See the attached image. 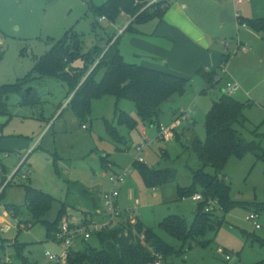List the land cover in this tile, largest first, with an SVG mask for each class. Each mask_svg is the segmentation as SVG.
<instances>
[{
    "label": "rangeland",
    "instance_id": "1",
    "mask_svg": "<svg viewBox=\"0 0 264 264\" xmlns=\"http://www.w3.org/2000/svg\"><path fill=\"white\" fill-rule=\"evenodd\" d=\"M167 1L170 3L168 16L177 15L176 3L182 0ZM206 1L202 5L198 4V0L195 2L206 44H193V52L202 49L199 62L204 65L193 63L186 67L180 60L166 59L164 63H159L162 66L171 63L169 68L173 72L191 79V86L185 94L163 106L159 117L164 126H169L174 119L173 110L185 115L186 120L178 130L184 133L179 139L146 145L139 154L136 147L147 144L148 139L154 141L157 130L156 126H149L138 119L130 101L121 100L117 108L137 122L134 129L119 126L115 117V99L109 96L92 101L88 115L80 122L69 107L65 108L70 96H67L66 85L57 79H44L29 85L36 88L40 96L35 108L21 107L16 95L8 97L9 116L0 115V192L7 183L0 197V257L11 254L12 264H21L14 256L15 252H19L28 264H50L45 253L60 252V246L48 240L44 224H23L27 220L24 185L30 184L55 199L45 221L52 223L61 207L62 220L71 218L72 225L79 224L84 220L82 212L89 209L90 195L100 199L101 186L108 188L103 174L108 175L104 169L111 164L117 173H125V182L119 191V208L133 209L132 216L138 217L141 223L152 228L163 242L174 249L175 254L165 264H256L264 260V245L260 246L258 242L264 241V213L257 221L260 229L245 221L250 212L257 210L256 203H264V164L250 153L241 159L230 158L222 172L230 186V198L238 204L226 215L216 213V217L224 218V221L217 231L209 232L201 239L205 245L193 242L183 245L160 227L163 220L172 215L180 216L187 224L193 221L196 202L191 199L180 201L177 188L188 187L191 171L201 167L191 149V142L193 139L204 141L205 117L212 103L220 97L221 89L232 91L228 92L229 95L245 104L243 116L246 123L235 126L240 137L245 142L254 141L264 147V32H256L249 25L242 28L239 21H220L223 10H227L231 17L238 15L245 21L264 18V0H242L243 4H233L230 0ZM105 2L0 0V50L3 54L0 86L14 84L30 73L36 59L50 49L51 39H61L70 29L79 36L84 53L96 46L104 49L119 37V50L125 62L148 64L144 57L146 53L130 44L132 34L127 31L120 33L133 19L122 14L112 23L93 15L91 9ZM186 4L190 12L193 0ZM163 5L164 0L152 2L148 13L155 15L153 9ZM218 6L223 9L219 11ZM204 19L206 22H203ZM159 23L154 17L132 27L147 36L143 40L160 41L157 36L152 37ZM173 41L181 44L180 38ZM238 45L247 52L239 51ZM223 56L227 57L225 64L221 62ZM83 65L82 60L74 63L75 67ZM94 65H90L86 74ZM200 67L217 72L221 78L206 94H201L206 88L196 76ZM110 127L117 131L116 140L109 134ZM104 157L109 163L103 164ZM139 157L150 169L174 170L175 180L156 189L146 188L133 165ZM25 159L20 172L13 178ZM205 172L214 174L210 167ZM11 207L18 208L17 221L9 214L13 209ZM18 221L22 222L20 228ZM100 249L96 236L87 242L79 240L75 247L76 251L86 255ZM226 256L230 259L226 260ZM157 263L163 264L160 261Z\"/></svg>",
    "mask_w": 264,
    "mask_h": 264
},
{
    "label": "trees",
    "instance_id": "2",
    "mask_svg": "<svg viewBox=\"0 0 264 264\" xmlns=\"http://www.w3.org/2000/svg\"><path fill=\"white\" fill-rule=\"evenodd\" d=\"M148 4L149 0H106L101 6L93 7L91 12L94 16L112 23L124 14L133 19L124 31H131L133 24H141L154 17L160 21L169 6L164 1L161 8L156 6L153 9L155 15H152L148 13L150 8ZM241 23H244L246 27L249 25L256 32H264V19L253 21L242 19ZM50 44V49L36 59L30 73L14 84L0 86V115L9 116L7 101L10 95L18 96L21 107L35 108L39 104L40 96L37 89L29 85L44 79H57L66 85L67 96H70L65 108L69 107L80 122L88 115L92 101L109 96L115 99V117L119 126L134 129L137 123L117 108L118 102L127 100L133 104L138 119L149 126H156L158 132L162 107L169 105L175 97L185 94L187 88L191 86V79L125 62L119 50V37H116L112 44L108 43L104 49L96 46L84 53L79 36L70 29L65 31L61 39L57 41L51 39ZM2 56L0 50V60ZM77 60H82L83 67L74 66ZM226 62L227 59L223 61V64ZM91 64L95 65L86 74ZM196 76L206 88L201 94H206L220 82V78L212 71L199 69ZM244 107L245 104L240 103L227 92H223L218 100L212 103L206 114L204 141L193 139L191 142V149L201 167L191 171V184L188 187L177 188V197L182 201L200 194L203 200L196 203L191 224H187L183 218L176 215L166 217L160 224L169 236L183 245L189 242L205 245L201 239L205 238L209 232L217 231L224 221V218L218 219L216 213L221 212L226 215L231 209L236 208L238 203L231 200L230 186L222 175L230 158L241 159L250 153L264 164V147L254 141L245 142L235 128L236 125L244 126L246 123L243 116ZM1 130L0 126V133ZM108 131L116 140L117 131L112 127ZM180 136L182 135L176 133L174 139H179ZM24 162L26 161H23L13 178L20 172ZM106 163L109 162L104 157L103 164ZM133 165L148 189L162 187L176 178L175 171L172 169H150L138 161H134ZM207 167L212 168L214 174L206 173ZM6 185L2 188L0 197ZM23 187L24 206L27 211V220L23 224H44L48 240L54 241L61 226L63 208H59L56 219L52 223L45 221V216L51 210L55 199L33 188L30 184ZM209 200L215 202V205H212L213 210L205 212ZM88 201L90 204L88 211L82 212L85 222L97 220L95 213L102 209L101 199L90 195ZM11 208L13 209L9 211V214L17 221L18 208ZM255 209L257 210L250 213L260 216L264 213V203H256ZM21 223L18 221V228ZM93 236L99 239L100 250H92L87 255L82 254L81 251L72 250L62 264H154L157 261L165 264V261L175 254L174 249L163 242L152 228L146 227L138 218L131 217L127 213L122 215L110 229ZM258 242L260 246L264 245V241ZM14 256L21 261V264H28L19 252H15ZM256 264H264V260Z\"/></svg>",
    "mask_w": 264,
    "mask_h": 264
},
{
    "label": "built area",
    "instance_id": "3",
    "mask_svg": "<svg viewBox=\"0 0 264 264\" xmlns=\"http://www.w3.org/2000/svg\"><path fill=\"white\" fill-rule=\"evenodd\" d=\"M156 1L157 0H150L148 6H150L152 2H156ZM230 1H232L233 4L242 2V0H230ZM234 19L235 21H239L241 27H246L244 23H241L242 19L240 18V16L235 15ZM124 30L123 31L120 30V33L122 34ZM238 50L242 52L247 51L241 45H238ZM232 90H234V88H232ZM226 91L227 93L232 92L225 90V92ZM184 120H186L185 115L182 112H179L177 114V117H175V119L171 122L169 126H164L163 124H160L159 130L157 132V137L154 139V141L148 139L147 140L148 143L147 144L142 143L138 145L136 147V151L139 154H142L146 145H154V143L158 141L167 142L173 140L175 138V134L178 133V130L180 129L182 122ZM82 128H84V126ZM137 161L139 163L145 164L143 159L140 157L137 159ZM104 170L105 173H108V175L103 174V178L107 179L109 189L102 194V199H101L102 209L97 210L95 213L96 217H101V221L91 220L89 222H85V220H81V223L79 224L76 223L72 225L71 218L63 219L61 221V226L59 228L58 233H56L54 240L56 244L60 246V252L58 254H51L49 252L45 253V257L50 264L64 263L67 260L69 253L72 250H75L76 243L79 240L82 242H86L93 235L103 230L110 229L112 226H114L117 223L119 218L125 213H127L131 217H134L132 216L133 209L121 210L118 206V199L120 195L119 187L123 185L125 182V173L122 172L117 173L116 170L113 169L111 164L105 166ZM6 184H4L3 187ZM190 199L196 203H200L203 200L202 195L200 194H195ZM212 205L214 206L215 202L209 200L205 208V212H209L213 210ZM258 219H259V215L256 213H249L245 217V221L251 223L255 229H260V226L258 225L257 222ZM229 258H230L229 256H226V260H229ZM0 264H12L11 254H8L7 256H3V257L1 256ZM155 264H159V263L156 262Z\"/></svg>",
    "mask_w": 264,
    "mask_h": 264
},
{
    "label": "crops",
    "instance_id": "4",
    "mask_svg": "<svg viewBox=\"0 0 264 264\" xmlns=\"http://www.w3.org/2000/svg\"><path fill=\"white\" fill-rule=\"evenodd\" d=\"M164 1L170 4L167 0H164ZM189 1H192V0H182L176 3V7L178 9L177 15H173L169 17L167 13L168 10L165 11L162 19L160 20V23L158 24V26L154 29L152 33V37L154 38V36H157L158 38H160V41L143 40L147 36L144 33L140 32L137 28L135 29L133 28V30L127 31L133 36L131 37V40H129L130 44H132L136 49L138 48V50L146 53V56L144 57L147 58L148 64H142L143 66L151 68V69L159 70V71H164V72L173 74L175 76L184 77L178 73L173 72L169 68V65H171V63L165 66H162L159 63H164L165 59L167 61L180 60V62L184 64L186 67L192 66L193 63H197V64L200 63L199 62L200 52L202 49L199 48V51H197L198 54L196 53V51L193 52V44L194 42L206 44V41L203 40V33H202L203 23L202 21H200V18L198 16V12L196 8L197 3H195L197 0H193V8L191 9L190 12L187 11V4H186V3H189ZM203 2L206 3L207 1L198 0V4L202 5ZM237 4H243V1ZM221 9L223 8L218 6V10L221 11ZM259 19H264V18H259ZM203 22H206V19H204ZM242 28H247V27H242ZM136 36L142 39H138ZM175 38H180L181 44L177 45L173 41L175 40ZM189 47H192V50H189ZM246 52H243V53H246ZM225 59H227V57L223 56L221 62H223ZM200 64L204 65L202 63ZM199 69H203L207 72H211V71L215 72L213 70H209L207 67H200L197 70ZM215 73L217 74V77L220 78L218 73L217 72ZM184 78H187V77H184ZM187 79H190V78H187ZM200 86L202 87V85ZM223 92H225L224 89H221L220 95ZM176 115H177V111L173 110L174 119ZM160 123L163 124L162 122ZM178 133L183 135L184 131L181 130V131H178ZM163 153L164 152L162 151V154ZM108 188H109V185H108ZM108 188L105 189L104 186H101L100 199H102V194ZM120 188L121 187H119V191H120ZM101 206H102V200H101ZM69 214L68 216H71ZM97 220L98 221L101 220V217H97Z\"/></svg>",
    "mask_w": 264,
    "mask_h": 264
},
{
    "label": "water",
    "instance_id": "5",
    "mask_svg": "<svg viewBox=\"0 0 264 264\" xmlns=\"http://www.w3.org/2000/svg\"><path fill=\"white\" fill-rule=\"evenodd\" d=\"M220 21L222 23H234L235 19L229 15L227 10H223L220 14Z\"/></svg>",
    "mask_w": 264,
    "mask_h": 264
}]
</instances>
